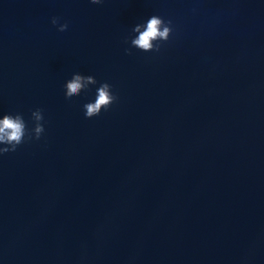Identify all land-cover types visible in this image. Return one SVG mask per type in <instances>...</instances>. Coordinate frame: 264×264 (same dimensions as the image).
Segmentation results:
<instances>
[{
  "label": "water",
  "instance_id": "1",
  "mask_svg": "<svg viewBox=\"0 0 264 264\" xmlns=\"http://www.w3.org/2000/svg\"><path fill=\"white\" fill-rule=\"evenodd\" d=\"M153 14L174 39L126 54ZM73 73L118 103L86 119ZM36 108L0 157V264H264V0H0V116Z\"/></svg>",
  "mask_w": 264,
  "mask_h": 264
},
{
  "label": "clouds",
  "instance_id": "2",
  "mask_svg": "<svg viewBox=\"0 0 264 264\" xmlns=\"http://www.w3.org/2000/svg\"><path fill=\"white\" fill-rule=\"evenodd\" d=\"M89 2L100 5L104 0H89ZM51 23L57 26L59 32L68 29V24L60 23L59 17H53ZM132 33L124 39V43L129 45L125 48L126 54L132 55L133 48L145 53H160L174 39L176 27L172 19L153 14L146 21L135 24ZM97 85L94 100L83 105L86 119L97 117L118 103L119 96L114 93L113 86L108 82H98L92 75L81 73H73L64 84V96L67 100L80 96L82 92H90L92 86ZM29 119L31 126L20 112L5 113L0 116V157L16 152L22 144L41 139L45 133L46 123L43 109L32 110Z\"/></svg>",
  "mask_w": 264,
  "mask_h": 264
}]
</instances>
